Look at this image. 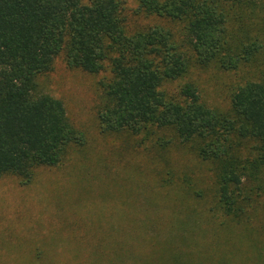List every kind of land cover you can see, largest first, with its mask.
Masks as SVG:
<instances>
[{
    "label": "trees",
    "instance_id": "trees-1",
    "mask_svg": "<svg viewBox=\"0 0 264 264\" xmlns=\"http://www.w3.org/2000/svg\"><path fill=\"white\" fill-rule=\"evenodd\" d=\"M134 1L135 15L181 22L191 55L163 25L129 31L128 0H0V179L30 183L38 168L60 165L69 146L84 143L64 103L38 90V77L63 53L70 68L110 69L101 82L102 133L157 129L189 144L214 171L207 213H219V226L247 227L264 196V0ZM211 64L226 71L257 67L255 79L232 94L228 111L206 104L193 81L168 90L193 66ZM252 249V263L264 264V247L255 242ZM166 251L160 261L168 264H206L209 253Z\"/></svg>",
    "mask_w": 264,
    "mask_h": 264
},
{
    "label": "rangeland",
    "instance_id": "rangeland-1",
    "mask_svg": "<svg viewBox=\"0 0 264 264\" xmlns=\"http://www.w3.org/2000/svg\"><path fill=\"white\" fill-rule=\"evenodd\" d=\"M135 7L128 0L129 31L163 25L191 55L181 22L135 15ZM256 74L250 65H195L168 90L193 81L206 104L228 111L237 87ZM110 77L108 67L98 74L68 67L63 53L38 77V90L64 103L84 143L69 146L60 165L38 168L30 183L0 179V264H168L162 252L191 249L209 251L206 264H254L252 244L264 247V196L247 227L219 226V213H207L216 190L212 165L189 144L157 129L102 133L101 82Z\"/></svg>",
    "mask_w": 264,
    "mask_h": 264
}]
</instances>
